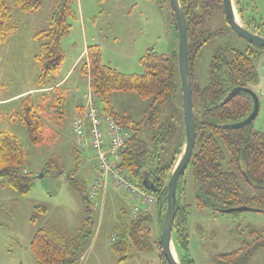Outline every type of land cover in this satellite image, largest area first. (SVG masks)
Masks as SVG:
<instances>
[{"label":"rangeland","instance_id":"obj_1","mask_svg":"<svg viewBox=\"0 0 264 264\" xmlns=\"http://www.w3.org/2000/svg\"><path fill=\"white\" fill-rule=\"evenodd\" d=\"M60 1L44 0L42 7L31 13L11 4L13 29L8 40L0 44V99L3 100L0 102V129L9 130L18 137L27 155L26 169L32 176L31 190L25 194L4 185L0 178V264H38L30 244L39 228H60L70 237L78 234L85 208L83 192L75 185L86 189L95 173L93 158L78 149L72 129L75 108L81 102L86 105L87 94L91 90L88 76L80 70L87 59V48L99 45L104 63L127 74L144 73L141 59L151 50L170 55L176 52L179 58V37L172 23V7L168 1L79 0L77 18L72 21L70 32L61 40L66 59L58 78L67 75L60 88L64 107H53L50 98L45 112L41 111L47 140L34 145L26 128L20 122L7 118L20 109L23 96L31 93L36 103L43 97L36 86L40 68L35 60L39 43L34 36L49 26L53 9ZM236 1L234 7L240 24L254 32L249 24L264 23V0ZM229 26L225 13L220 10L212 12L201 26L206 31L205 38L213 35L203 44L193 64L195 80L202 86L209 83L211 62L218 50H245L248 46L245 39L233 29H228ZM222 29L225 31L219 34ZM253 60L258 81L252 89L258 94L260 109L251 127L254 131L264 132V54ZM179 77L176 84L182 88ZM29 89L32 90L18 95ZM176 96L177 100L171 99L161 108V122L175 118L183 123V96L180 91ZM110 99L116 112L129 115L136 121L144 119L149 101L135 92H115ZM183 129L170 143L171 147L164 145L170 148L171 155L184 140ZM141 135L153 148L152 128L146 125ZM223 164L234 169L228 160ZM240 183L248 193L252 192L246 179L240 177ZM181 187L185 201L190 204L186 222L188 248L185 252L194 264H214L216 255L239 250L245 242L253 243L259 236L264 237L262 211L227 213L198 207L191 166L183 176ZM111 191L107 199L102 201L99 198L100 204L95 207L94 230L79 264H118L110 239L117 234L115 225L129 224L133 202L124 191ZM151 214V237L157 239L160 217L156 205L152 207ZM175 249L178 254L176 245ZM126 264H162V261L154 245L153 251L148 253L136 250ZM248 264H264V250L259 249L250 256Z\"/></svg>","mask_w":264,"mask_h":264},{"label":"trees","instance_id":"obj_2","mask_svg":"<svg viewBox=\"0 0 264 264\" xmlns=\"http://www.w3.org/2000/svg\"><path fill=\"white\" fill-rule=\"evenodd\" d=\"M44 0H0V44L5 43L13 29L12 5L25 13L40 9ZM79 0H61L53 9L49 26L35 34L39 43L35 60L40 73L37 77V89L43 93L36 103L32 94L22 97L19 110L13 111L8 120L20 122L27 130L32 144L39 145L46 139L44 115L47 103L52 98V106L64 107V97L57 85V79L66 59L61 46L62 38L67 35L72 21L78 15ZM170 3V0H165ZM184 8L189 34V60L193 79V103L196 125V145L189 166L194 180L196 205L211 208L218 212L241 206L264 210V132L254 131L250 123L240 128L227 125L243 120L252 110L253 99L247 93H240L227 103L224 98L236 86L250 87L258 81V73L253 58L262 56L264 49L248 43L245 50H218L211 62L209 83L198 84L193 73V64L201 47L209 38H205L202 25L212 12H224L223 0H180ZM12 4V5H11ZM172 7V6H171ZM172 23L178 33L176 17L172 9ZM261 25V35L264 23ZM228 29H232L230 26ZM221 30L218 33H223ZM145 68L141 74H127L104 63L99 45L87 48V59L82 63L81 72L88 76L93 90L104 112L117 118L121 124L132 131V137L123 155L122 168L130 173L136 185L147 190L143 185L144 173L154 185L152 192L157 198L159 211L158 237L152 239L150 223L151 211L131 218L129 224L116 225V241L111 243L118 264H126L133 258L134 252L148 253L154 245L159 250L162 264H168L160 243V233L166 217L168 183L172 169L180 156L185 143V124L175 118L161 122V108L171 99L177 100L178 91L183 96L182 88L176 84L179 77V58L173 55L157 53L151 50L142 57ZM180 79V77H179ZM53 93V95L50 93ZM61 92V93H60ZM115 92H135L149 101L142 121H136L129 115L116 112L111 105V95ZM1 101V99H0ZM104 104V105H103ZM148 125L153 130V148L142 138V131ZM183 125V126H182ZM184 140L179 143L173 154L170 145L181 130ZM224 148V149H223ZM163 150V153L161 152ZM227 154V155H226ZM234 169L224 166V161ZM27 155L18 137L11 131L0 129V178L19 193L31 190L32 176L26 169ZM240 177L246 179L252 188L248 193L240 183ZM181 177L177 189V214L174 221L173 237L181 264H194L185 249L188 248L187 215L190 204L185 201ZM83 192L85 208L84 219L78 234L70 237L60 228H39L31 241L30 247L38 264H79L87 251L96 210L89 201L87 189L75 185ZM252 243L245 242L239 249L214 257V264H248V259L259 249L264 250V237L259 236Z\"/></svg>","mask_w":264,"mask_h":264},{"label":"built area","instance_id":"obj_3","mask_svg":"<svg viewBox=\"0 0 264 264\" xmlns=\"http://www.w3.org/2000/svg\"><path fill=\"white\" fill-rule=\"evenodd\" d=\"M72 129L78 149L94 160L95 173L87 186L89 201L95 207L99 206L100 194L111 187L124 191L133 202V218L150 212L157 201L156 196L136 185L133 177L121 165L132 131L103 111L93 90L87 94L86 105L75 115ZM115 241L116 236H113L111 243Z\"/></svg>","mask_w":264,"mask_h":264},{"label":"water","instance_id":"obj_4","mask_svg":"<svg viewBox=\"0 0 264 264\" xmlns=\"http://www.w3.org/2000/svg\"><path fill=\"white\" fill-rule=\"evenodd\" d=\"M172 9L174 11L176 22L178 25L179 32V73L182 83L183 91V109H184V124H185V143L180 156L172 169L170 180L168 183V193H167V211L166 217L163 223V227L160 233V243L162 246V251L168 262V264H181L174 257L173 251L175 249L174 237H173V227L174 221L177 214V189L181 177L184 176L190 160L192 158L194 148L196 145V125L194 118V103H193V79L189 60V34H188V24L185 15L184 8L181 5L180 0H170ZM224 13L226 20L228 21L230 27L248 43L257 45L264 49V36L260 33L251 31L249 28L241 25L236 18V9L234 7V0H223ZM240 93H247L253 99V107L248 116L237 123H231L227 126L229 128H240L244 127L253 122L259 113L260 102L257 92L250 87L236 86L234 87L228 95L222 101V104L227 103L233 97ZM143 185L147 190L154 189V185L149 180V174L144 173L143 175ZM245 210H264L252 208L249 206H241L236 208H230L224 210V212L231 213L237 211Z\"/></svg>","mask_w":264,"mask_h":264},{"label":"crops","instance_id":"obj_5","mask_svg":"<svg viewBox=\"0 0 264 264\" xmlns=\"http://www.w3.org/2000/svg\"><path fill=\"white\" fill-rule=\"evenodd\" d=\"M234 1H236V0H234ZM236 3H237V1H236ZM238 5V4H237ZM236 13H237V11H236ZM80 58V57H79ZM80 70H81V67H80ZM66 77H67V75L66 76H64L63 78H58V80H57V85H59V86H61V84H62V82L66 79ZM30 90H32V89H29V90H26V91H23V92H21V93H19L18 95H22V94H24V93H26V92H28V91H30ZM18 95H16V96H18ZM1 101H3V100H1ZM0 101V102H1ZM5 101V100H4ZM2 103V102H1ZM84 107V103L83 102H81V103H79V104H77V106H76V108H75V113L77 114L82 108ZM111 190H115V189H113V188H111V187H108L107 189H105L101 194H100V199L103 201V200H105V199H107V197L110 195V193L112 192ZM116 191V190H115ZM128 199V198H127ZM156 206H157V203L155 204ZM158 215H159V211H158ZM131 218H132V216H131ZM116 226V225H115ZM116 228V227H115ZM114 234V233H113ZM113 234H112V236H113ZM111 236V237H112ZM110 241H111V239H110ZM111 243V242H110ZM111 246V245H110ZM84 257V256H83ZM83 257H82V259H83Z\"/></svg>","mask_w":264,"mask_h":264},{"label":"flooded vegetation","instance_id":"obj_6","mask_svg":"<svg viewBox=\"0 0 264 264\" xmlns=\"http://www.w3.org/2000/svg\"><path fill=\"white\" fill-rule=\"evenodd\" d=\"M251 24H249V27L252 28L254 32L261 34V25L259 23H256L254 26H252Z\"/></svg>","mask_w":264,"mask_h":264},{"label":"bare ground","instance_id":"obj_7","mask_svg":"<svg viewBox=\"0 0 264 264\" xmlns=\"http://www.w3.org/2000/svg\"><path fill=\"white\" fill-rule=\"evenodd\" d=\"M236 18H237V21L240 23V21H239L237 15H236ZM173 254H174V257L176 258V260L179 261V259H178V254H177V252H176V249H174Z\"/></svg>","mask_w":264,"mask_h":264}]
</instances>
